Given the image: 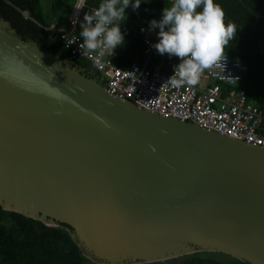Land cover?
<instances>
[{"label": "water", "instance_id": "water-1", "mask_svg": "<svg viewBox=\"0 0 264 264\" xmlns=\"http://www.w3.org/2000/svg\"><path fill=\"white\" fill-rule=\"evenodd\" d=\"M0 206L69 225L97 264H264V147L149 111L0 17Z\"/></svg>", "mask_w": 264, "mask_h": 264}, {"label": "trees", "instance_id": "trees-1", "mask_svg": "<svg viewBox=\"0 0 264 264\" xmlns=\"http://www.w3.org/2000/svg\"><path fill=\"white\" fill-rule=\"evenodd\" d=\"M100 2L101 0H86V5L88 9L97 8ZM215 2L225 13V24L231 22L237 28L235 38L225 49L226 54L247 64L248 71L241 87L251 99L256 96L254 103L264 112V0ZM74 3L75 0H50L49 12L45 13L40 0H0V17L9 21L23 40L36 42L60 59L74 60L87 77L100 80L98 72L91 64L74 58L56 33L55 29L66 27ZM168 6L170 4L167 0H150L148 3L142 2L135 11L131 7L125 10L128 15L121 26V31L125 33V44L115 50L116 65L125 67L142 56L143 45L138 27L149 26L151 19H157L162 14V9ZM53 33L56 38L52 37ZM178 63L179 59L174 61L173 66ZM102 82L104 84L105 81ZM72 232L67 224L46 225L20 213L6 211L0 206V264H97L78 246ZM216 254L224 258L214 257L207 252H196L164 262L248 264L225 254Z\"/></svg>", "mask_w": 264, "mask_h": 264}, {"label": "built area", "instance_id": "built-area-1", "mask_svg": "<svg viewBox=\"0 0 264 264\" xmlns=\"http://www.w3.org/2000/svg\"><path fill=\"white\" fill-rule=\"evenodd\" d=\"M167 1L169 4L173 2ZM86 9V4L79 12L72 7L66 27L52 28L72 56L88 61L108 87H115L124 96L149 111L177 117L264 147V112L241 87L248 71L246 63L226 54L224 71L222 67L214 65L201 73L195 86L173 88L166 80L173 74L174 67L170 63L176 57L160 55L151 47L158 39V29L149 31V26L138 27L143 43L144 61L141 63L133 61L125 67H119L114 62L115 55L99 58L96 53L81 54L80 23L85 12L91 13L96 8L88 11ZM70 41L74 42L68 45ZM154 56L160 58L158 63L152 62Z\"/></svg>", "mask_w": 264, "mask_h": 264}, {"label": "clouds", "instance_id": "clouds-1", "mask_svg": "<svg viewBox=\"0 0 264 264\" xmlns=\"http://www.w3.org/2000/svg\"><path fill=\"white\" fill-rule=\"evenodd\" d=\"M142 2L150 0H101L94 11L85 12L79 32L81 54L114 56L115 50L125 44V33L121 31L128 15L125 10L131 7L135 11ZM85 4L86 0H75L73 7L79 12ZM224 16L215 0H173L162 9L159 19H151L148 30L158 29V39L151 47L160 55L179 59L166 80L171 87L195 86L201 73L214 65L224 71L225 49L237 33L235 24H225Z\"/></svg>", "mask_w": 264, "mask_h": 264}, {"label": "rangeland", "instance_id": "rangeland-1", "mask_svg": "<svg viewBox=\"0 0 264 264\" xmlns=\"http://www.w3.org/2000/svg\"><path fill=\"white\" fill-rule=\"evenodd\" d=\"M41 1V8H42V10L45 12V13H48L49 12V6H50V0H40ZM207 253H210L212 256H214V257H217V258H224V256H222V255H219V254H216V253H218V252H207ZM222 254V253H221ZM166 261V260H165ZM162 262H164V261H160V262H158V264L159 263H162ZM168 262H164V263H162V264H167Z\"/></svg>", "mask_w": 264, "mask_h": 264}, {"label": "crops", "instance_id": "crops-1", "mask_svg": "<svg viewBox=\"0 0 264 264\" xmlns=\"http://www.w3.org/2000/svg\"><path fill=\"white\" fill-rule=\"evenodd\" d=\"M139 34V33H138ZM140 35V34H139ZM142 45H143V43H142ZM177 57H176V59L174 60V61H177ZM144 61V56H143V52H142V56L141 57H138V58H135L134 59V62H143ZM160 61V58H158V57H156V56H154L153 58H152V62L153 63H158ZM174 61L172 62V63H170V65L172 66V67H174L173 66V64H174ZM114 62H115V60H114ZM128 65V64H127ZM167 65V64H166ZM255 98H256V96L254 95L253 96V101H255Z\"/></svg>", "mask_w": 264, "mask_h": 264}]
</instances>
